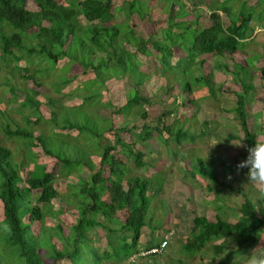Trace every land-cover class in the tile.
Listing matches in <instances>:
<instances>
[{"label": "trees", "instance_id": "trees-1", "mask_svg": "<svg viewBox=\"0 0 264 264\" xmlns=\"http://www.w3.org/2000/svg\"><path fill=\"white\" fill-rule=\"evenodd\" d=\"M116 1L0 0V86H8L11 96L20 101L22 107L27 110L24 119L27 114L37 112L41 105L48 108L50 113L47 132L34 135L32 125L30 127L17 125L12 128L10 122L14 121L8 118L9 122L3 124L4 133L9 138L16 137L24 141L26 159L30 156L29 151L37 144L40 145L39 150L43 156L57 157L56 162L59 163L57 173L62 176L55 178L52 172L45 169L44 164L33 162L30 165L31 169L21 177L20 171L23 170L24 162H16L12 150L0 143V225L8 226L7 229H0V264H58L65 260L69 264H102V260L121 262L138 250V242L144 227L151 231L149 239L142 243L141 248L149 249L158 245L163 237L156 241L153 234L161 228V224L158 221L152 223L153 211L150 203L160 192L162 178L158 174L154 175L157 178V187L154 189L150 186L151 179L148 177L135 175L125 178L124 172L127 169L124 156L131 157L138 167H145L147 164L143 161V151L133 149L136 141L140 140L144 144L154 136V131L160 134L166 132L163 140L167 142L170 136L177 143L185 139L193 140L195 134H191L181 124L173 130L172 125L165 121V116L171 112L170 109L155 117L157 124L154 126L143 122L141 128L135 131V124L130 125L126 119L121 121L120 129H114L115 116L118 114L125 116L127 114L125 112L130 111L132 107H140L141 117H147L144 106L149 103V98L140 88L150 71L146 73L139 68L141 65L139 55L142 54L144 58L146 55L153 59L158 58L155 71L160 69L164 71L166 67L168 71H172L180 65L178 63H184L190 70L193 69V60L196 57L203 54H210L215 58H222L226 54L233 57L237 50L246 46L249 39L257 36L254 31L253 35L252 32L246 33L250 21L257 24L250 11L246 15L238 12V18L230 19L231 21L226 24L220 13L222 11L228 13L225 7L216 10H209L206 7L210 23L203 25L201 29H191L192 25L187 22L188 20L170 21L166 27L160 28L161 38L152 34L144 38L135 34L134 25L130 22L129 29L127 28L124 34L119 29L124 21L116 20V11L129 12L141 20L148 14L140 15L138 9L133 8L134 0L125 7L117 5ZM126 1L122 0L125 3ZM240 1L246 5L252 0ZM187 12L189 11L185 9L179 14L184 15ZM263 18L264 16L260 14L259 21L262 22ZM182 24L185 25L184 28ZM135 28L137 30L138 27ZM187 28L194 31L193 39L183 45V42L188 40L185 36ZM253 29L251 27V30ZM179 51L188 59L170 63L172 57L180 54ZM32 55L37 58L33 60ZM258 57L259 53H253L250 61L245 63L231 58L234 65L233 76L239 81L241 91L234 92L235 105L230 110L234 112L243 132L240 140L246 151L254 143L261 142L257 139L256 129H250L248 126L245 109L246 97L254 88L252 62ZM21 60L26 64L23 66L15 64ZM202 62L203 59L198 61L199 64ZM31 64H34L33 68L30 67ZM73 65L79 67V74L74 72L69 75ZM216 66L222 67L223 64ZM224 67L228 69L226 65ZM4 69L10 73L15 71L25 80V90L20 91L8 78H4L2 75ZM128 69L129 73L133 74L132 78L129 77L132 81V93L125 96L126 100L120 106L114 107L108 98L105 103L112 111L111 122L102 128L84 122L83 115L90 119L92 117V114L83 108V104L91 95H87L89 91L77 95L75 90L80 86H73L78 82L72 84L68 92L67 87L73 80L79 78L89 84L98 85L107 95L106 83L114 82L113 78L119 79L118 75L123 76L128 73ZM60 70L62 72H59ZM258 71L264 83V65L259 66ZM243 72L245 75L240 78ZM207 76L209 75L196 74L194 81L198 85L203 84L202 81L209 84ZM172 80L170 82H174L175 79ZM170 82L169 87L172 85ZM44 85L45 92L41 90ZM186 87L184 86L182 90L183 94L187 90L190 91V86L187 89ZM51 93H59L60 97H51ZM210 93L212 92L208 91V94ZM73 94L75 96H72ZM62 96L73 97L72 100H79L81 103L65 104L61 101ZM183 99L196 107L198 105L196 100L199 97L195 95H192V98L183 96ZM0 112H3V109H0ZM33 118L34 125L40 117ZM52 128H55L53 133L59 138L69 137V132L65 129L77 130L78 133L87 132L96 140V150L93 154L95 158L85 157L81 149L82 144L75 143L73 144L77 147L71 149L75 157L68 156L66 152L69 150L67 149L69 143H64L65 137L57 141V148L50 146L44 133H48ZM204 128L207 131V124ZM104 129L114 135L113 142L110 143L108 140L104 144L100 143L101 132ZM120 130L132 132L137 139L132 137L129 140L119 133ZM228 136L237 138L232 134ZM84 168L89 171V175L86 179L83 178L73 184L72 190L65 192L66 206H54L52 199L64 189L62 183L66 182L63 180L69 179L66 174ZM192 170L208 178L211 184L219 182L212 158L205 162L202 157H197ZM59 177L63 179L58 180ZM71 205L76 209L73 223L69 225L61 221L47 223L50 218L60 219L62 211L68 210ZM67 210L66 214H69ZM238 210V217L231 221L218 214L214 220L195 215L191 231L182 242L184 251L195 254L201 251L209 240L218 239L219 242L212 244L214 253L211 260L214 264H225L234 255L254 245L264 231V207H256L250 198L245 197ZM119 211L124 215L120 226L116 228L106 226L104 221L112 222ZM99 216L101 220L97 218ZM97 226L106 231L107 242L103 249H100L99 245L90 244L93 229ZM64 227L68 230L66 234ZM224 251V255L219 257L218 255ZM156 255L149 257L152 259ZM176 264H181L180 259Z\"/></svg>", "mask_w": 264, "mask_h": 264}, {"label": "rangeland", "instance_id": "rangeland-1", "mask_svg": "<svg viewBox=\"0 0 264 264\" xmlns=\"http://www.w3.org/2000/svg\"><path fill=\"white\" fill-rule=\"evenodd\" d=\"M132 1L133 0H127L125 3L122 2V0H117L116 4L125 7L129 6ZM154 1L134 0L133 8L138 9L140 15H144V13L146 15L148 14V16L142 20L129 12L116 11V20L124 21L119 29L125 34L131 22L134 25L133 30L136 35L148 38L149 35L152 34L154 37L161 38L162 34L160 28L166 27L170 21L181 22L188 20L189 22V19L194 17L190 12L184 15L179 14L181 11L185 9L193 11L196 9L194 13L197 14V12H206V7L209 10L227 8L228 13L223 11L220 12L226 24L229 23L230 19L236 20V17L238 18V12L246 15L250 11L253 15V20L257 22L256 24L254 21H250L246 29V33L252 32V35L256 27L264 26V18L262 22L259 21L260 14L264 16V0H252L246 5L244 3L242 4L240 0ZM200 9L201 11H199ZM182 18L184 19L182 20ZM200 18L198 23H193L191 29H201L203 25L210 23L208 12H206V14L202 13ZM135 26L138 27L137 30ZM184 26L185 25L182 24L183 28ZM251 27L254 29L251 30ZM174 29L175 28H173V30ZM191 29L187 28L185 36L188 40L184 41L183 45H185V42L188 44L193 39L194 31ZM256 35L257 36L254 35L252 39H249L244 48L237 50L233 57H229L227 54L222 58H215L210 54H203L200 57H196L195 60H193V69L190 70L184 63H178L180 65L173 68L176 72H174V70L168 71L167 67L164 68V71L161 69L160 71H155L158 58L153 59L150 55H146V58H144L142 54L139 55V60L141 61L139 68L146 73L150 71V74L145 77L142 87L140 88L141 92L146 94L149 98V103L144 106L147 117H141L140 107H132L130 111L128 110V112H125L127 113L125 116L121 114L115 116L116 122L114 124V129H120L119 126H121V121H126V119L129 121L130 125L135 124V131L141 128L143 122H147L149 126H154L157 124L155 117L170 109L171 112L165 116V121L172 125V129L174 130L177 125L181 124L183 128H187L189 132L195 134V136L193 140L185 139L181 143H177L173 137L168 135V141L165 142L163 137L166 136L167 133L164 132V134H160L154 131V136L144 144H142L140 140L136 141L133 145V149L143 151V161L147 164L145 167H138L131 157L124 156L127 169L124 172L125 178L135 175L148 177L151 179L150 186L152 189L157 187V178L154 177V175L158 174L160 178H162V185L159 189L160 192L152 198L150 207L153 211L152 223L158 221L161 224V228L153 234L154 238H156L157 241L161 237L167 236L168 245L161 254L156 255L152 259H150V257L147 259L144 257L142 258L137 252L132 253L121 262L102 260V264H176L178 259H180L181 264H214L211 260L214 253L212 244L220 240H209L202 250L195 254H188L185 252L182 248V242L191 231L193 217L195 215L206 216L210 220H214L216 214H218L222 218L231 221L238 217V209L245 197L250 198L254 202V191L252 187L247 185V171L244 168H238L239 162L245 159V155H248V152L240 140L243 136V132L239 127L238 120L235 118L234 112L230 109L235 105L236 96L234 92L241 91L239 81L234 79L233 76L234 65L232 64L231 58L245 63V61H250L253 53H259L260 57L254 59L252 62L251 72L254 88L249 91L246 97L245 109L247 111L249 128L256 129L257 139L259 141H264V83L258 71L259 66L264 65V33L260 32ZM151 51L154 52L153 49ZM183 55V53L178 54V56L175 55L170 59V63L187 60L188 57H184ZM31 58L35 60L37 57L32 55ZM200 59H203L201 64L198 63ZM13 64L12 62V65ZM15 64L23 66L26 62L21 60ZM217 64H223V66H216ZM224 65L228 67L227 70ZM165 66L166 65H164V67ZM30 67L33 68L34 64H31ZM78 68V66L73 65L69 75H72L74 72L79 74L80 71ZM111 69L113 70V68ZM59 72L62 71L60 70ZM199 73L209 75L207 76L209 84H205L203 81L201 82L203 84L200 83L201 85L195 83L194 76ZM2 75L4 78H8L9 82L15 85L20 91L25 90V80L15 71L10 73L7 69H4ZM131 75L133 76V74L129 73L128 69V73H125L123 76L118 75L119 79L113 78L112 80H114V82L106 83L107 95L98 85L89 84L86 80H80L79 78L73 80L69 87H67V92L72 84L74 85L78 82L73 86H80L78 90H75V93L79 95L89 91L87 95H91L83 104V108L87 109L92 114V117L90 119L83 115L82 118L84 122L90 123L92 126L94 125L98 128L108 125L109 122H111L110 112L112 111L111 108L105 105L106 101H108L107 98L114 107L123 104L126 100L125 96L131 94L133 91L132 81L129 78H132ZM244 75L245 72H243L240 78H243ZM172 78L175 79L174 82H170L173 81ZM246 78L249 79L250 76H246ZM82 82L83 86H81ZM169 82L172 83V85L170 84L171 87L168 86ZM184 86H190V91L187 90L183 94L182 90ZM8 88L9 87L5 85L0 86V109H3V112H0V143L12 150L16 162H24L23 170L20 171L21 177L27 174L33 162L44 164L45 169L52 172L55 178L61 176L57 173V168H59V163L56 162L58 159L57 157L53 155H50V157L43 156L42 151L39 150L40 145L37 144L36 147L29 151L30 156L26 159V146L24 145V141L16 137L9 138L4 133L3 124L4 122H9L8 118L14 121V123L10 122L12 128L17 125L26 127L32 125L31 129L34 130V135L47 132L50 125L49 109L43 105L40 106L37 112H33L32 115L27 114L24 119L27 110L22 107L20 101L15 100V97L11 96ZM102 88H104V86H102ZM41 90L45 92L46 85L42 86ZM208 91L212 93L208 94ZM74 94L72 96H75ZM181 94L188 98H192V95L199 97V99L196 100L198 103L197 107L191 102L188 103L185 101ZM50 96L57 98L60 97V94L51 93ZM72 98L69 96H62L61 101L65 104L70 103V105L81 103V101L72 100ZM68 109H70V107H68ZM4 112L5 114H3ZM38 116L40 117L39 121L33 125L32 118ZM205 124H207V131L204 128ZM54 129L55 128H52L48 133H44L47 135L48 143L51 144L50 146L57 148V141L65 137L66 141H64V143H69L67 148L69 150L66 152L68 156L75 157L74 152L71 151L72 147H77L74 146L73 143H75L77 145L82 144L81 149L85 157H90L91 159L95 158L93 154L96 150V140L87 132L78 133L77 130L65 129L66 132H69V137H72L62 136L59 138L54 135ZM101 133V144H104L105 141L108 140L111 143L115 139L114 135L110 132H106L105 129ZM119 133L129 140L132 139V137L137 139L132 132L128 133V131L123 132L120 130ZM229 134L237 138H230L228 136ZM197 157H202L205 162H207L209 158L213 159L219 181L218 183L211 184L208 178L192 170V165L196 164ZM62 172H64V170H62ZM67 175L69 179L65 178L68 180H63L66 183H62L64 189L61 190V186H59L58 189L59 191L61 190L60 193L55 199H52V204L54 206L65 207V192L72 190L73 184L78 180L83 178L86 179L89 175V171L84 168L76 172L73 171L66 174V176ZM61 177H59L58 180L63 179ZM69 181L70 183H68ZM209 183L211 185H209ZM54 185L56 184L54 183ZM254 204L256 207H264V202L261 203L259 200L257 201L258 206L255 202ZM66 210L67 209H64L59 215L60 219L50 218L47 220V223H56L57 221H61L65 225L73 223L76 214L74 205L68 208L67 211L69 214H66ZM115 217L116 218H114L112 222L104 221V224L106 226H112V228L119 227L121 221H123L124 215L119 211ZM97 218L99 220L102 219L100 216ZM150 231L151 230L147 227L142 228L140 241L138 242L139 245L137 247L141 249L142 243L149 239L148 235ZM67 232V227H64V234ZM106 242L105 229L98 226L95 227L93 229L92 241L90 244L99 245V248L103 249ZM261 246H264V231L254 245L234 255L232 259L228 260L225 264H240L242 259L240 255H251L253 250ZM225 251L218 256L222 257ZM131 258L134 260H131ZM58 264H69V262L65 260Z\"/></svg>", "mask_w": 264, "mask_h": 264}, {"label": "clouds", "instance_id": "clouds-1", "mask_svg": "<svg viewBox=\"0 0 264 264\" xmlns=\"http://www.w3.org/2000/svg\"><path fill=\"white\" fill-rule=\"evenodd\" d=\"M247 157L240 161L238 168L247 169V185L254 191V202H264V141L254 143L248 149ZM258 206V204H257ZM0 225V229H7ZM240 264H264V246L252 251L251 255H240Z\"/></svg>", "mask_w": 264, "mask_h": 264}, {"label": "built area", "instance_id": "built-area-1", "mask_svg": "<svg viewBox=\"0 0 264 264\" xmlns=\"http://www.w3.org/2000/svg\"><path fill=\"white\" fill-rule=\"evenodd\" d=\"M255 33H259V32H262L264 33V26L262 27H257L255 30H254ZM168 245V238L167 236H164L161 241L159 242L158 245L156 246H153V247H150L149 249H138L136 252H133V253H139L140 257H144L145 259H147V257H149V255H153V254H161L167 247ZM138 255V256H139ZM131 260H134L133 258H131Z\"/></svg>", "mask_w": 264, "mask_h": 264}, {"label": "crops", "instance_id": "crops-1", "mask_svg": "<svg viewBox=\"0 0 264 264\" xmlns=\"http://www.w3.org/2000/svg\"><path fill=\"white\" fill-rule=\"evenodd\" d=\"M195 10L196 9H194L193 11H189L190 13H191V15H193L194 17L192 18V19H189V23L191 24V25H193V23H198V21H199V19H201L198 15H200L201 16V14L203 13V14H206V12L205 11H202L201 13H199V12H197V14H195L194 12H195ZM199 11H201V9L199 10ZM184 17V16H183ZM184 18H182V20H183ZM181 21V20H180ZM188 22V21H187ZM205 25H207V24H205Z\"/></svg>", "mask_w": 264, "mask_h": 264}]
</instances>
